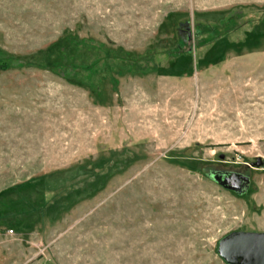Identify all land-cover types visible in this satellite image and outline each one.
<instances>
[{
    "label": "rangeland",
    "instance_id": "obj_1",
    "mask_svg": "<svg viewBox=\"0 0 264 264\" xmlns=\"http://www.w3.org/2000/svg\"><path fill=\"white\" fill-rule=\"evenodd\" d=\"M235 231L264 232V0H0V264H228Z\"/></svg>",
    "mask_w": 264,
    "mask_h": 264
},
{
    "label": "water",
    "instance_id": "obj_2",
    "mask_svg": "<svg viewBox=\"0 0 264 264\" xmlns=\"http://www.w3.org/2000/svg\"><path fill=\"white\" fill-rule=\"evenodd\" d=\"M188 36L191 40V32ZM211 176L215 182L239 194L245 193L249 188L248 177L233 174L222 180V177L214 172ZM218 253L228 264H264V232H232L219 241Z\"/></svg>",
    "mask_w": 264,
    "mask_h": 264
},
{
    "label": "trees",
    "instance_id": "obj_3",
    "mask_svg": "<svg viewBox=\"0 0 264 264\" xmlns=\"http://www.w3.org/2000/svg\"><path fill=\"white\" fill-rule=\"evenodd\" d=\"M187 32H190L189 22L188 21L187 22H182L181 25H180V27H179V34H180V37L182 39H185L186 42H188L187 41L188 37L185 38L183 36V33H187ZM209 177H212L211 174H209Z\"/></svg>",
    "mask_w": 264,
    "mask_h": 264
},
{
    "label": "flooded vegetation",
    "instance_id": "obj_4",
    "mask_svg": "<svg viewBox=\"0 0 264 264\" xmlns=\"http://www.w3.org/2000/svg\"><path fill=\"white\" fill-rule=\"evenodd\" d=\"M216 174H219L221 177H222V180L230 177L231 175L233 174H237L239 177L243 176V177H247V176H244L242 174H238V173H234V172H230V171H217V172H214ZM250 180V179H249ZM250 183V182H249ZM229 184H232V183H229ZM227 188V187H226ZM229 189V188H228ZM229 190H232V189H229ZM234 191V190H233ZM236 192V191H235Z\"/></svg>",
    "mask_w": 264,
    "mask_h": 264
}]
</instances>
